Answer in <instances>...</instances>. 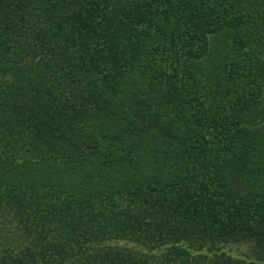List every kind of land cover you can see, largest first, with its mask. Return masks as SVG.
<instances>
[{
    "label": "trees",
    "instance_id": "1",
    "mask_svg": "<svg viewBox=\"0 0 264 264\" xmlns=\"http://www.w3.org/2000/svg\"><path fill=\"white\" fill-rule=\"evenodd\" d=\"M0 264H264V0H0Z\"/></svg>",
    "mask_w": 264,
    "mask_h": 264
},
{
    "label": "rangeland",
    "instance_id": "2",
    "mask_svg": "<svg viewBox=\"0 0 264 264\" xmlns=\"http://www.w3.org/2000/svg\"><path fill=\"white\" fill-rule=\"evenodd\" d=\"M232 252L237 253H246L248 248L246 246H238L237 245H232L231 247Z\"/></svg>",
    "mask_w": 264,
    "mask_h": 264
}]
</instances>
